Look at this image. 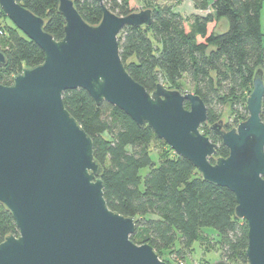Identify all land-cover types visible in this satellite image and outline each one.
<instances>
[{"label":"water","instance_id":"obj_1","mask_svg":"<svg viewBox=\"0 0 264 264\" xmlns=\"http://www.w3.org/2000/svg\"><path fill=\"white\" fill-rule=\"evenodd\" d=\"M97 2L102 17L90 25L72 0H58L65 24L55 40L41 17L17 0H0L7 18L44 52L41 64L24 67L10 85L0 84V203L18 231L0 242V264H166L152 246L130 239L132 216L107 206L92 140L63 104V92L77 88L97 105L107 102L139 127L148 126L205 181L228 188L235 216L247 222V264H264L262 68L252 78L247 118L225 130L222 111L206 124L228 149L211 162L217 144L199 130L207 119L201 97L160 82L148 92L121 60L119 33L128 25L149 26L152 10L120 16ZM5 64L0 50V66Z\"/></svg>","mask_w":264,"mask_h":264},{"label":"trees","instance_id":"obj_2","mask_svg":"<svg viewBox=\"0 0 264 264\" xmlns=\"http://www.w3.org/2000/svg\"><path fill=\"white\" fill-rule=\"evenodd\" d=\"M72 1L88 24L100 22L102 9L97 0ZM134 1L103 0V4L124 16L137 11L131 6ZM138 1L152 10V21L149 26H125L118 35L119 54L127 72L148 92L158 82L180 91L186 79L207 108L206 122L199 130L217 144L211 162L227 156V147L206 124L219 120L217 106L225 104L231 105L233 113L232 121L223 123L225 130L246 119V99L257 68L263 70L264 83V0H190L195 9L206 11L192 15L174 10L183 0L163 4ZM17 2L41 17L44 31L55 40L63 37L65 21L58 11V0ZM0 16L7 17L1 9ZM220 20H225V29H217ZM0 37V50L6 59L0 66V84L10 85L24 67L43 62L42 49L14 24L6 30L0 26ZM62 100L92 140L107 206L135 219L130 235L134 243L149 244L159 257L163 249L180 254L210 228L217 236L220 259L228 264H247L248 226L246 220L235 216L236 201L228 188L205 181L148 126L139 127L107 102L97 105L85 90H66ZM262 108L264 112V96ZM157 142L163 149L157 148ZM143 169H147L144 174ZM11 234H18L15 222L0 203V242Z\"/></svg>","mask_w":264,"mask_h":264},{"label":"rangeland","instance_id":"obj_3","mask_svg":"<svg viewBox=\"0 0 264 264\" xmlns=\"http://www.w3.org/2000/svg\"><path fill=\"white\" fill-rule=\"evenodd\" d=\"M153 2L156 4H163V3H171L173 2V0H153ZM131 6L137 9L138 11L140 8H144L142 7L144 6V3L140 5L139 1L136 0L131 3ZM176 9H179V8L176 7ZM261 21L262 23L264 22V10L261 13ZM0 26H2L4 30H6L7 28H12L13 24L7 17L0 16ZM224 26L225 24L220 22L217 25V29L222 30ZM160 83L163 84L162 82ZM180 91L181 92H193L191 86L186 82V79L182 80V88L180 89ZM237 108L239 111L242 109L241 106H238ZM217 111H218V119L222 111L227 116L228 120L224 123V125L232 121L233 113H232L230 104H225L223 106L221 105L217 106ZM208 123L211 125V123L213 122L211 123L208 122ZM156 144H157L158 149H163V145L161 143L157 142ZM152 159L153 161L157 162L156 156L153 155ZM146 170L147 169H143L141 171L142 174H144ZM209 229H204L201 232V239L198 242L194 241L191 246L192 248L188 250H183L182 253L180 254H178L177 252L171 253L169 249H163L161 252V256L159 258L162 261H164L166 264H179L180 262H183L184 264H193L195 262H199L200 264H213L215 260L220 259L219 258L220 252L216 244L217 236L213 232V230H209Z\"/></svg>","mask_w":264,"mask_h":264},{"label":"crops","instance_id":"obj_4","mask_svg":"<svg viewBox=\"0 0 264 264\" xmlns=\"http://www.w3.org/2000/svg\"><path fill=\"white\" fill-rule=\"evenodd\" d=\"M176 7L179 9H176ZM174 10L178 11L182 14H186V15H192V14H197V13H200V14L206 13V11L195 9L193 3L190 0H183L178 6L176 5L174 7ZM220 22L225 24V26L223 28V29H225L226 22L224 20H220L219 23Z\"/></svg>","mask_w":264,"mask_h":264},{"label":"built area","instance_id":"obj_5","mask_svg":"<svg viewBox=\"0 0 264 264\" xmlns=\"http://www.w3.org/2000/svg\"><path fill=\"white\" fill-rule=\"evenodd\" d=\"M179 264H184L183 262H180ZM193 264H200L199 262H195Z\"/></svg>","mask_w":264,"mask_h":264},{"label":"flooded vegetation","instance_id":"obj_6","mask_svg":"<svg viewBox=\"0 0 264 264\" xmlns=\"http://www.w3.org/2000/svg\"><path fill=\"white\" fill-rule=\"evenodd\" d=\"M264 178V177H263Z\"/></svg>","mask_w":264,"mask_h":264}]
</instances>
